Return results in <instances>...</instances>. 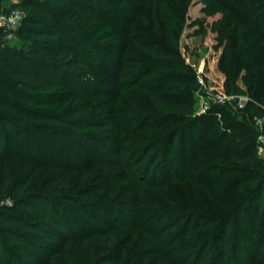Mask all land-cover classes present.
<instances>
[{
    "label": "rangeland",
    "instance_id": "obj_1",
    "mask_svg": "<svg viewBox=\"0 0 264 264\" xmlns=\"http://www.w3.org/2000/svg\"><path fill=\"white\" fill-rule=\"evenodd\" d=\"M24 1L0 0V16H10L16 9L26 16L20 8ZM126 1L132 7H141L129 34L115 47L94 45L98 54L95 58L86 51L82 28V23L92 21L96 13L92 1L62 0L56 6L60 23L52 22L49 34L62 37L66 53L75 62L70 77L77 95H87L92 101L107 99L113 128L103 136L107 149L88 153L95 165L89 169L82 163L78 169L63 172L32 166L28 159H20L18 151H12V143L0 144V165L7 166L14 182L24 183L31 168L36 167L38 177L32 189L55 188L63 183V191L79 200L78 206L66 210L59 209V205L67 204L58 200L41 202L37 210H32L40 213L41 232L15 229L17 242L0 235V263L64 264L62 253L74 246L98 258L121 257L122 264H264V234L260 228L264 197L255 229H249L245 223L253 224L258 208L253 207L251 192L241 183L246 176L220 169L228 161L222 160L221 150L211 141L220 131L225 132L227 144L245 140L246 135L239 126L229 128L220 116L215 124L202 118L205 109L216 105L212 93H227L229 78L244 89L245 95L253 87L255 98L264 96V38H249L248 32L241 39L235 27L221 38L220 30L228 17L213 8L212 0ZM178 15L184 17L177 21ZM176 24L179 56L195 73V87L177 97L186 110L175 107V73L162 71L164 66L153 68L156 61L150 55L153 49L162 55L174 54L164 36L171 30L175 37ZM0 30L7 32L4 39L0 38L1 49L14 55L29 53L30 48L17 35L18 29L13 36L8 35L9 28L0 26ZM42 45L44 42L38 47ZM105 55L114 60L115 66L105 61ZM164 59L159 63L171 61ZM199 71H203L206 86L198 82ZM4 75L11 74L4 70ZM62 75L64 72L58 69L53 74L38 73L37 77L54 83ZM228 108L237 122L245 123L253 132L259 146L264 134V126L257 123L260 118L251 116L246 108ZM106 112L99 106L91 118L104 121ZM175 115L201 120L191 134L175 139ZM8 132L0 131V135ZM16 138L13 134L12 139ZM23 144L25 148L28 145ZM43 145L38 140L34 149H48ZM24 154L22 151L20 155ZM258 156L264 158V150L258 151ZM26 201L31 205L36 202ZM15 203L8 196L0 200V210L6 207L11 215L34 223V218L23 214L24 207L11 212ZM245 207H250L248 219L226 220L236 213L242 216ZM224 221L219 229L218 224Z\"/></svg>",
    "mask_w": 264,
    "mask_h": 264
},
{
    "label": "trees",
    "instance_id": "obj_2",
    "mask_svg": "<svg viewBox=\"0 0 264 264\" xmlns=\"http://www.w3.org/2000/svg\"><path fill=\"white\" fill-rule=\"evenodd\" d=\"M61 1H24L20 8H23L27 15L24 17L17 35L28 45L29 53L14 55L0 48V131H9V135H0V144L5 141L12 143V151H18L20 159H25V162L28 159L32 166L63 172L78 169L80 163L84 164L85 168H93L95 166L94 161L90 159L88 153L92 149L98 151L107 149L108 144L103 136L105 132L113 128V123L108 114L109 102L107 99L92 101L87 95H82V97L77 95L78 89L70 77L75 70V62L66 53L67 47L62 37L49 34L52 22L60 23L61 17L56 12V6L62 3ZM91 1L90 4L96 9V13L92 21L82 23V28L85 32L86 51L95 58L98 54L94 45L101 47L118 46L122 37L129 34V28L138 16L141 7H132L126 0ZM212 1L214 3L213 8L222 10L223 15L228 17V22L220 30L221 38H226L228 31L234 27L241 39L248 32H250L249 38H264V0ZM235 8L238 10H234ZM46 13L50 15V18H47ZM180 17L182 19L184 16L178 15L175 20L178 21ZM217 22L220 23L221 20ZM3 31L0 30V38L4 39L7 32ZM178 31L179 25L177 24L175 25V37L171 30L165 31L164 39L173 48V55H162L155 49L151 51L150 55L156 61L153 68L157 70L164 66L162 71L175 73V81H173L176 92L175 107L186 110L185 103L177 97L195 87V73L183 65L179 56L180 33ZM43 42L44 45L38 47ZM231 49L229 46V52ZM38 56H42V58ZM164 58H171V61L162 65L159 62L165 60ZM104 59L109 65L115 66L114 60L109 55H105ZM58 69L60 72H64V75L56 77L54 83L45 80L44 77H37L38 73L42 75L53 74L58 72ZM4 70L10 72L11 75L9 77L4 75ZM249 89L250 94L248 93V96L252 101L247 106L246 112L251 111V116L264 119V96L261 94L257 99L254 97L257 94L255 89L253 87ZM226 91L228 94L234 95L247 94L232 78H229L227 82ZM99 106L107 110L104 121H95L91 118L92 113ZM218 117L221 121L229 123V128L232 125L239 126L246 135V141L239 140L227 144L225 143V132L220 131L211 141L214 142L213 146L216 149L221 150L222 160L228 161V163L220 165V169L226 173L245 174L246 177L241 180V183L251 192L250 201L252 200L253 207L257 206L258 208L254 211L256 215L261 209L264 197V158L258 156L257 137L245 123H239L234 119L233 112L228 106L215 105L202 118L211 120L215 124ZM200 120L185 115H175V124H177L174 130L175 139L191 134L190 130L198 125ZM13 134H17L16 139H12ZM32 139L34 140L30 143ZM38 140L48 149L46 147L45 149L44 147L34 149ZM23 142L28 144L26 148ZM224 143L227 145H225L226 147L222 146ZM239 148L241 149L239 150ZM22 151L25 153L24 155H20ZM230 161H235L236 165H228ZM0 171V200H4L8 196L13 200L15 199L16 205L11 212L24 207L23 214L35 220L34 223H28L16 215H11L12 213L10 214L6 207L3 208V211L0 210V235L11 242L19 241L13 236L16 232L15 229L22 232H41L43 227L40 221V213L32 211L37 210V207L42 204L41 202H57L58 200L67 204L59 205V209L63 210L68 209L69 206L79 205L78 197L63 191V183L58 184L55 188H52L51 185L46 186L47 188L32 189L31 185L38 177L36 167L31 168L29 175L22 184L13 181L6 165H0ZM25 194L27 196L21 199L20 196ZM28 199H35L36 202L33 205L28 204L26 201ZM30 209L32 212L26 213ZM244 209V211L241 210L242 216L236 213L229 220L228 218L226 220L231 222L233 219L241 217L245 221L249 218L246 212L250 210V207ZM53 210L56 212L55 208ZM258 218L259 214L254 218L252 225L248 221L245 225L249 229L251 227L255 229L254 225L257 223L254 224V222H257ZM224 223L225 221L220 222L218 228L221 229ZM260 228L264 234V214L260 220ZM261 238L263 237L261 236ZM61 257L64 264H122L121 257L105 255L98 258L93 253L74 249V246L64 250ZM1 260L0 257V262Z\"/></svg>",
    "mask_w": 264,
    "mask_h": 264
},
{
    "label": "built area",
    "instance_id": "obj_3",
    "mask_svg": "<svg viewBox=\"0 0 264 264\" xmlns=\"http://www.w3.org/2000/svg\"><path fill=\"white\" fill-rule=\"evenodd\" d=\"M25 17V12L21 9H16L12 11V15L7 17L0 16V26L11 29L8 35L13 36L14 30L19 29L23 19ZM198 82L201 86H206L205 77L203 71L198 72ZM212 99L216 105L233 107L237 111L245 110L249 103L252 101L248 95H234L228 93H212ZM210 109H205L204 114L208 113ZM257 123L264 126V119H258ZM262 142L259 145V152L264 150V134L261 136Z\"/></svg>",
    "mask_w": 264,
    "mask_h": 264
}]
</instances>
